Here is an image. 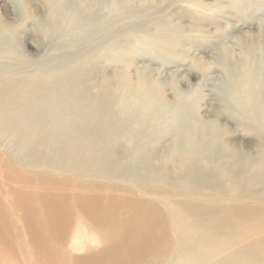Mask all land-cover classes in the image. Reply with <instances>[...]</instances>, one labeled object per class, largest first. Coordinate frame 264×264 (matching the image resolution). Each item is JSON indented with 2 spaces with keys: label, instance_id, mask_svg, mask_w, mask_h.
Returning a JSON list of instances; mask_svg holds the SVG:
<instances>
[{
  "label": "rangeland",
  "instance_id": "rangeland-1",
  "mask_svg": "<svg viewBox=\"0 0 264 264\" xmlns=\"http://www.w3.org/2000/svg\"><path fill=\"white\" fill-rule=\"evenodd\" d=\"M238 25L255 38L263 34L264 0H0V85L22 83L17 98L2 96L0 115L13 122L8 104L24 105L30 93L39 107H52L37 110L31 126L0 129V153L26 162L34 150L55 166L62 132L75 125L93 140L90 146L69 140V164L78 155L88 159L84 182H95L90 173L102 167L108 177L99 179L118 186L115 193L160 198V209L186 199L211 208L233 203L244 185L241 203L263 209L264 172L255 162L264 143V43L246 58ZM69 76L75 80L67 86ZM201 131L210 139L200 138ZM221 145L246 163L218 155ZM182 155L205 175L183 178ZM141 183L159 190L144 194ZM188 188L192 195H185ZM235 224L238 232L256 229L248 219ZM61 249L65 257L55 264H76L86 252L72 249L69 240ZM183 262V256L172 257V264Z\"/></svg>",
  "mask_w": 264,
  "mask_h": 264
},
{
  "label": "bare ground",
  "instance_id": "bare-ground-1",
  "mask_svg": "<svg viewBox=\"0 0 264 264\" xmlns=\"http://www.w3.org/2000/svg\"><path fill=\"white\" fill-rule=\"evenodd\" d=\"M134 1L140 3L144 0ZM213 22L216 27H221L219 21ZM237 28L236 32L242 35L241 38H235L240 40V49L246 53L247 58L256 44L264 43V33L255 38L243 32L239 25ZM221 53L223 58L230 56L227 49ZM74 78L65 77V84L71 85ZM19 84L5 81L0 85V107L5 103H2L4 99L1 100L3 95L9 94L8 99L17 96ZM229 91L235 93L233 88ZM30 94L25 95L27 103L24 105L17 101L15 104L11 100L13 104L9 103L8 107L11 106L15 113L14 120L12 122V119L0 115V129L31 126L35 122L33 118L37 110H52V107L44 104L39 107L34 100L36 94L33 92L34 97ZM222 106L226 107V101H223ZM22 117L25 118L23 124L16 125L15 119ZM61 118L63 117L60 116V122ZM74 126L69 125L62 132L65 140L57 146V157L52 162L55 166L43 161L42 155L33 153L34 150L24 157L26 162L24 159L13 161L0 153V264H55L64 259L65 252L61 247L68 240L72 249L86 250L84 255L74 260L76 264H172V257L175 255L185 257L186 262L183 263L186 264H264V208L241 203L243 200L239 199L244 197V185L239 190L240 197H236L233 203L211 208L204 201L186 199L172 202V206L160 209V198L144 200L134 197V194L127 197L122 192L115 193L118 186L104 182L108 176L102 167L90 173L96 178L95 182H84L82 178L89 175L84 167L88 159L78 155L69 164V140L77 145H92L93 140L88 141L85 134ZM244 127L257 134L256 127ZM199 135L202 139H210L211 136L202 131ZM261 144L262 150L255 162L259 173L264 172V143ZM218 155L229 157L235 163L243 164L247 161L240 154L234 155L233 149L228 146L221 145ZM180 161L184 169L183 178L194 180L193 177H187L191 173L197 177L205 175L200 169L192 168L187 156L182 155ZM45 165H48L47 168L55 167L54 170L59 174L56 175L50 168L46 169ZM38 168L42 170H36ZM70 170L75 171L78 176L70 177ZM244 176H240L243 181ZM258 177L256 180L260 181V175ZM99 178L105 179L102 181ZM154 188L156 187L147 183L138 185V189L144 194L159 190ZM127 189H123L124 193L132 194ZM183 191L185 195L194 193L190 188ZM242 219L252 220L256 229L250 233L249 230L238 232L234 229L235 222ZM94 242L101 245L98 250L90 247L89 244ZM69 258L70 255L68 260Z\"/></svg>",
  "mask_w": 264,
  "mask_h": 264
}]
</instances>
